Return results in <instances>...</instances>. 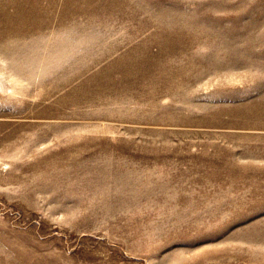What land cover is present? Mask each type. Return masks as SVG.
Instances as JSON below:
<instances>
[{
    "label": "rangeland",
    "instance_id": "rangeland-1",
    "mask_svg": "<svg viewBox=\"0 0 264 264\" xmlns=\"http://www.w3.org/2000/svg\"><path fill=\"white\" fill-rule=\"evenodd\" d=\"M0 81V264H264V0H0Z\"/></svg>",
    "mask_w": 264,
    "mask_h": 264
},
{
    "label": "bare ground",
    "instance_id": "bare-ground-1",
    "mask_svg": "<svg viewBox=\"0 0 264 264\" xmlns=\"http://www.w3.org/2000/svg\"><path fill=\"white\" fill-rule=\"evenodd\" d=\"M57 20V19H56ZM42 21V20H41ZM40 21V22H41ZM44 21V20H43ZM57 23V22H56ZM42 24H43V22H42ZM54 24V23H53ZM74 24V23H73ZM27 25V24H26ZM29 25H30V23H28V27H29ZM40 25V24H39ZM46 26L47 24H46V22H45V24H43V26ZM59 26V23L58 24H56V27H58ZM75 25V24H74ZM65 26V25H64ZM64 26H60L61 27V29L60 30H62V27L65 29V27ZM70 26H72V25H70ZM27 27V28H28ZM56 27H52L53 28V30L56 28ZM68 27V26H67ZM67 27H66V30H64L63 32H65V31H67ZM11 28H13L12 30H14V27H12L11 26ZM10 28V29H11ZM26 28V27H25ZM74 28H76V25L74 26ZM56 29H58L59 30V28H56ZM55 29V30H56ZM69 29V28H68ZM71 29H73L72 27L70 28V30ZM69 31V30H68ZM54 32V31H53ZM61 32V31H60ZM57 33V32H56ZM67 33V32H66ZM71 33H73L72 31L70 32V34ZM12 34H13V32H12ZM54 34V33H53ZM58 34H62L63 35V37H65L64 36V34L63 33H58ZM70 34L68 33V35L70 36ZM16 35V34H15ZM14 35V36H15ZM56 36H57V34H55ZM55 35H53V36H55ZM66 35V34H65ZM74 35H75V31H74ZM53 36L51 35V39H50V41L52 40V39H54V38H57V37H54L53 38ZM69 36H68V39H69ZM66 38V37H65ZM64 38V39H65ZM72 39H70V40H68V41H63L62 43H61V41L60 40H58L59 39V37L57 38V40L58 41H60V43H59V45H57L58 43H56L55 41H54V43H53V41L51 42L52 44H50V45H52V46H50V47H53V48H51L52 50L54 49V53L56 54V57L57 58H55L56 60H55V62H57V59H58V62H60L59 64L61 65V62L63 61L64 62V59H65V57H68V55H69V52H70V49H69V47H71L72 46V43L75 41V39H73V36L71 37ZM63 39V38H62ZM63 39V40H64ZM54 40H56V39H54ZM73 40V41H72ZM72 43H71V42ZM70 42V43H69ZM68 44H71V46L70 45H68ZM49 45V44H48ZM73 45H74V43H73ZM154 45H158L157 43H155ZM178 45V44H177ZM43 47V46H42ZM45 47H46V45H45ZM74 47V46H73ZM66 48V49H65ZM158 48H159V46H158ZM42 48H40V50H38V48H32L31 46H25V49H23V51H21L20 52V58L21 59H23V63H21V64H23V65H21L22 66V68H21V71H22V75L23 76H25L27 79H31V80H33L34 81V83H36L37 81H39V78H40V73H42V69H45V68H49L50 67V65H49V62H51V60H52V66H53V64H55L54 63V61H53V59H51V57L53 56L54 57V55H52L51 57L50 56H48L49 55V53L47 54V56H46V58L44 57L45 56V53L43 54V50H41ZM50 48H48V50H51ZM65 49V50H64ZM48 52V51H47ZM63 55H64V57H63ZM19 58V59H20ZM22 61V60H21ZM58 62L56 63L57 64V66L59 65L58 64ZM59 65V66H60ZM41 66V67H40ZM55 66V65H54ZM53 66V67H54ZM61 67H62V65H61ZM54 68H55V70H54ZM53 68V70L54 71H57V70H59V68L58 67H54ZM58 73H60V72H58ZM58 73H57V75H58ZM167 73V72H166ZM165 72L164 73H162V74H166ZM161 74V75H162ZM61 75V74H60ZM60 75H59V77H60ZM175 76V75H174ZM68 78H69V82H71L72 81V79H73V75L72 74H69V76H68ZM67 78V79H68ZM167 79V78H166ZM165 79V80H166ZM162 80H164L163 78H162ZM161 80V76H160V81H162ZM163 81V83L164 82H167V81ZM68 81V80H67ZM159 81V82H160ZM33 82H31L30 83V85L32 84ZM162 83V82H161ZM34 84H32V86H33ZM37 85V84H36ZM35 85V86H36ZM167 85V84H166ZM169 85V84H168ZM34 86V87H35ZM170 86V85H169ZM74 88H75V86L74 85H72L71 86V90H70V92H72L73 93V90H74ZM2 90V85H1V81H0V91ZM38 90H39V88H38ZM76 92V91H75ZM37 94H38V92H37ZM75 95V94H74ZM176 95V94H175ZM179 95V94H178ZM73 96V95H72ZM71 97V96H70ZM74 98H75V96H74ZM180 98V97H179ZM71 99H72V97H71ZM176 99H178V97L176 98ZM180 100V99H179ZM74 101V100H73ZM142 113V112H141ZM2 136V135H1Z\"/></svg>",
    "mask_w": 264,
    "mask_h": 264
}]
</instances>
